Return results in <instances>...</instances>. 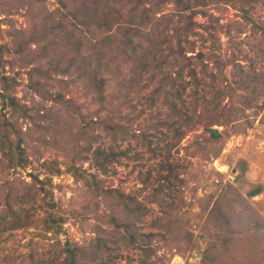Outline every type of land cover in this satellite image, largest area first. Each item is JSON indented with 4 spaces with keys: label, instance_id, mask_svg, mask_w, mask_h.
<instances>
[{
    "label": "rangeland",
    "instance_id": "374dc122",
    "mask_svg": "<svg viewBox=\"0 0 264 264\" xmlns=\"http://www.w3.org/2000/svg\"><path fill=\"white\" fill-rule=\"evenodd\" d=\"M190 15L193 28H178ZM180 43L191 59L179 57ZM0 45V87L30 109L18 123L31 160L10 169L0 160V212L3 198L17 209L28 189L24 206L36 207L32 226L0 229V264L53 253L58 240L94 249L98 235L114 233L73 164L149 207L135 245L113 239L88 263L200 264L222 227L212 209L220 197L236 207V192L264 218V0H205L181 12L175 0H0ZM175 56L196 70L184 67L179 96L161 80L178 75L165 62ZM90 75L103 80L101 93ZM103 118L136 136L88 122ZM96 147L117 154L107 171L93 165ZM50 205L64 219L59 233L41 227Z\"/></svg>",
    "mask_w": 264,
    "mask_h": 264
},
{
    "label": "trees",
    "instance_id": "16d2710c",
    "mask_svg": "<svg viewBox=\"0 0 264 264\" xmlns=\"http://www.w3.org/2000/svg\"><path fill=\"white\" fill-rule=\"evenodd\" d=\"M245 1L251 4L253 0ZM204 4L205 0H175L176 9L180 12L191 10L192 8ZM240 8L243 11L244 18L250 20L251 18L245 5H242ZM195 12L197 11L192 12V14ZM188 19V23L185 27L178 28H184L185 30L193 28L195 24L193 17L190 15ZM180 29H177V31H180ZM187 36L188 33L185 34V37ZM132 39L133 38L131 37L130 39H126L124 40V43L132 44ZM68 40L72 41L70 37ZM75 44L80 48V40H76ZM98 47L99 45L96 50L99 53L100 49ZM2 49L3 46L0 45V52H2ZM178 54L179 57L183 56L191 59V57H189L190 55H186V49L181 43L179 45ZM197 56L203 59L202 53L197 54ZM179 57L175 56L171 61L165 59V62H168V64L172 66H174V62L177 63L178 69L176 73L178 75H173L170 71H164L161 78L162 81H169L171 85L170 91L176 95L178 94V96L181 89L184 90L186 88V84L181 80L184 67L191 63H181ZM94 71L95 70H93V72ZM191 74L196 77V70L193 66L191 67ZM93 77H95V74ZM93 77L90 75V80L91 82H94L93 85H96V88L100 90L101 93L104 86L103 80H95ZM2 79H8L7 75H3ZM8 87L9 85L4 81L3 86L0 87V96L2 98V111L0 112V160L2 165L8 169L27 167L31 160L26 153L23 130L18 122L21 117L30 116V109L26 104L20 103L15 95L9 91ZM4 110L8 111L6 112ZM7 113H9V115H7ZM88 122L103 125V128H106V130L111 132H116L115 129L118 127L119 130L124 131L122 136H136L134 132L128 131V129L118 123L107 122L106 118ZM45 129H47V126ZM79 132H81L82 135L84 134L83 130H80ZM211 132L213 134H218L217 129H211ZM84 148L87 150L90 149L91 144ZM93 152V165L98 170L107 171L108 165L117 159V154L112 150L106 151L101 147H96ZM4 160L6 162L5 164ZM69 168L76 177L83 179L85 185L89 189L94 206L99 207L103 204L108 207L109 221L113 225L114 233H108L109 236L107 237L98 235L95 238V245L97 246L94 247V249H89L88 247L81 249L80 246L70 243V241L66 240V242L62 243L58 240L56 243L58 250H55L53 253L50 251L48 254L45 253L39 257H35V254L30 252L29 261H22L18 264H95L94 262L88 263V258L90 257L92 261H95L98 255L100 257V251L103 249L110 250L108 242H116L113 239H118V241L121 240L126 245H135L137 243L138 233L135 232L133 227L136 220L149 210L148 205L138 198H130L126 193H123V191H120L119 189L105 188L102 181L97 179L95 173H89L88 171L81 172L80 168L76 167L75 164ZM53 171L59 172L60 169L56 165V168L53 169ZM161 177L166 178L167 175H161ZM228 186L231 187L230 184H228ZM260 191V189L251 191L249 195H256L260 193ZM30 194L31 192L28 189L27 193L20 195L17 209H15L14 205L8 199L10 194L3 198L5 209L0 212L1 231L32 226L34 223V215L31 213L33 212V208L36 207H34V203L29 204V206H24L25 200H28L27 197H30L31 199L34 198V195ZM236 196H238V199L235 200L237 202V208L234 205L225 208L224 197H220L217 204L213 207V217L215 220L222 222V227L217 235L219 240L211 241L209 243V246L205 249L202 263L200 264H264V218L256 211L253 205L248 202L244 195L236 192ZM53 206L54 205L49 206L46 213L47 215L42 218L41 227L45 232L56 227V233H59L64 219L62 216L53 212ZM118 212L122 213V215H118ZM8 216H12V219H8ZM239 252L240 258L233 255ZM80 254L83 256L84 260L80 258ZM61 256L63 257L61 258ZM8 259L9 257L7 260ZM108 262H112L110 256L105 260H102L101 258V261L96 264H106Z\"/></svg>",
    "mask_w": 264,
    "mask_h": 264
}]
</instances>
